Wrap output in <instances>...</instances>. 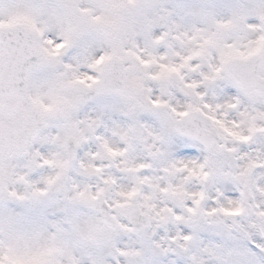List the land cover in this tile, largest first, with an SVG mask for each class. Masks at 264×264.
<instances>
[{
    "label": "snow or ice",
    "instance_id": "1",
    "mask_svg": "<svg viewBox=\"0 0 264 264\" xmlns=\"http://www.w3.org/2000/svg\"><path fill=\"white\" fill-rule=\"evenodd\" d=\"M169 35L193 45L171 72L214 57L202 83L223 103L203 107L222 118L206 116L211 126L203 128L166 123L157 139L175 158L172 168L211 178L221 199L204 213L210 224L185 221L170 238L175 247L142 234L122 248L117 229H130L113 224L100 192L69 180L68 157L102 122L81 128L89 101L101 115L117 96L131 116L144 107L134 69L152 63ZM192 110L172 112L185 118ZM110 131L127 144L134 129ZM191 147L202 162L181 158ZM169 254L174 264H264V0H0V264H163Z\"/></svg>",
    "mask_w": 264,
    "mask_h": 264
},
{
    "label": "clouds",
    "instance_id": "2",
    "mask_svg": "<svg viewBox=\"0 0 264 264\" xmlns=\"http://www.w3.org/2000/svg\"><path fill=\"white\" fill-rule=\"evenodd\" d=\"M195 2L197 0H170V3L183 5ZM192 47L187 40L177 41L169 35L151 53L155 57L152 63L147 67L136 65L134 75L141 85L137 98L144 107L138 109L134 116L128 114L127 106L117 96L111 101L116 106L102 115L98 102L89 101L77 117L85 122L81 125L82 129H86L90 120L97 116L102 122L94 132L84 131V139L79 146H71L75 155L68 157L69 180L89 187L93 193L100 192V205L109 211L110 216L116 217L113 224H122L130 229H117L122 248L134 246L142 234H158L157 242L161 247H175L170 238L188 226L185 221L210 224L214 218L204 213L217 207L216 202L221 199L217 194L221 189L211 178L202 181L196 175H189L188 171L172 168L175 158L169 154L167 144L157 139L161 136L162 125L166 123L181 128H203L211 126L206 116L222 118L221 112L203 107L211 104L214 108L216 103H223V100H214L212 89L202 83L201 72L208 71V63H214V57L208 62L194 60L189 66L181 68L179 73L169 70L179 67L181 57L189 55ZM195 65L200 66L193 71ZM189 84L198 86L193 89L187 87ZM156 100L160 101L159 106L153 105L152 101ZM190 105L193 110L188 117L180 118L172 112L173 108L177 112L189 111ZM234 116L235 113L229 114L230 119ZM117 125L122 131L134 129L129 132V143H124L118 134L110 131ZM96 137H102L109 147L121 154L109 155ZM180 156L185 162L203 160V154L195 147L184 148ZM200 193H204L205 198L200 201L196 214L191 215L187 209L197 207L195 201L200 198ZM176 216L182 219L178 221ZM175 260L176 257L169 254L163 259V264H174ZM114 264H120V260L114 258Z\"/></svg>",
    "mask_w": 264,
    "mask_h": 264
}]
</instances>
